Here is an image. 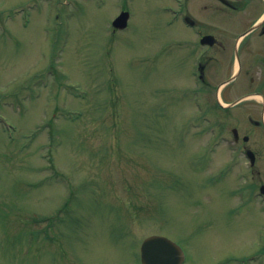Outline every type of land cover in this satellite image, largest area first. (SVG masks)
<instances>
[{
	"label": "rangeland",
	"instance_id": "1",
	"mask_svg": "<svg viewBox=\"0 0 264 264\" xmlns=\"http://www.w3.org/2000/svg\"><path fill=\"white\" fill-rule=\"evenodd\" d=\"M175 4L0 0V264H140L149 234L183 264H245V162L168 91Z\"/></svg>",
	"mask_w": 264,
	"mask_h": 264
},
{
	"label": "flooded vegetation",
	"instance_id": "2",
	"mask_svg": "<svg viewBox=\"0 0 264 264\" xmlns=\"http://www.w3.org/2000/svg\"><path fill=\"white\" fill-rule=\"evenodd\" d=\"M178 9L165 68L177 76L180 108L202 104L212 135L228 132V151L245 162L242 215L248 229L255 221V251L264 264V0H191L190 6L178 0Z\"/></svg>",
	"mask_w": 264,
	"mask_h": 264
},
{
	"label": "water",
	"instance_id": "3",
	"mask_svg": "<svg viewBox=\"0 0 264 264\" xmlns=\"http://www.w3.org/2000/svg\"><path fill=\"white\" fill-rule=\"evenodd\" d=\"M128 12L122 11L113 25L123 28L126 25ZM183 252L179 245L164 236L150 235L141 244L142 264H181Z\"/></svg>",
	"mask_w": 264,
	"mask_h": 264
}]
</instances>
